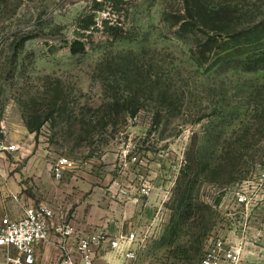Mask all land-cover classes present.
I'll return each mask as SVG.
<instances>
[{"label":"rangeland","instance_id":"374dc122","mask_svg":"<svg viewBox=\"0 0 264 264\" xmlns=\"http://www.w3.org/2000/svg\"><path fill=\"white\" fill-rule=\"evenodd\" d=\"M262 19L264 0H0V148L17 122L34 134L49 203L75 232L108 231L99 220L116 212L136 231L134 255L98 249L93 264L264 245V40L245 42ZM76 173L91 181L80 197Z\"/></svg>","mask_w":264,"mask_h":264},{"label":"built area","instance_id":"2783aa9c","mask_svg":"<svg viewBox=\"0 0 264 264\" xmlns=\"http://www.w3.org/2000/svg\"><path fill=\"white\" fill-rule=\"evenodd\" d=\"M8 150H18V143L4 146ZM66 157H61L54 167L55 174L60 177ZM240 202H248L247 195L239 196ZM55 231L61 235L59 241V264H93L96 250L112 249L118 252L131 248L137 239L136 231H123L113 235L109 231L97 230L87 235L75 232L66 224L65 217L55 211L47 202L26 205L24 213L17 218L3 215L0 221V264H39L37 249ZM76 235L74 239L71 235ZM75 243L71 246V243ZM243 243L228 244L219 238L208 251L202 264H238L241 259Z\"/></svg>","mask_w":264,"mask_h":264},{"label":"crops","instance_id":"0c3cea01","mask_svg":"<svg viewBox=\"0 0 264 264\" xmlns=\"http://www.w3.org/2000/svg\"><path fill=\"white\" fill-rule=\"evenodd\" d=\"M16 126L18 131L13 134L16 140L12 141V143L16 141L18 143L23 142V148L20 147L18 150H8L3 147L0 148V172L4 174L5 177L0 179V213H3V215H9L13 218L20 217L24 213V209L28 204L40 201L49 203L51 195H49L48 189H50L49 186L52 179L51 166L49 161L46 160L45 153L41 152L39 148L34 147V134L28 131L24 126L18 124V122L16 123ZM8 173H10V176L6 175ZM86 178L87 179L84 180V177L78 175V173L71 178V184H69V186L74 187L75 184V187H79L76 189L75 196L78 195L80 197L83 195L81 189L83 188V181L87 180L86 182L91 184V181L88 179L89 177ZM67 183H69V181L65 182V184ZM77 190H79V192H77ZM63 196L64 192L62 191L59 193L60 201L63 200ZM51 206L53 207V205ZM75 207L80 208V204H77ZM116 208L118 207L116 206ZM76 213L80 214V211L77 210ZM76 218L84 223L80 216ZM123 218H126V215ZM108 220H111L109 224ZM119 220H122V216L116 212L108 216L106 215L99 221L100 223H104L105 227H108L109 233L113 235H118L123 231L132 230L127 224L126 226L122 224L120 225L119 223H122L123 220L118 222ZM97 230L103 229H96V231ZM94 231L95 229L82 234L87 235ZM56 236L57 233L53 230L50 234L49 241L43 242L38 247L37 261L39 264L40 262L43 264L54 262L55 257L60 254V251L58 253L56 249L53 250L52 243L55 242L54 240ZM240 243H243V246L241 259L238 264H264V254L261 255V253L264 252V245L258 246L253 242L251 243L250 241H247L243 237L239 239V244ZM57 258L56 262H58Z\"/></svg>","mask_w":264,"mask_h":264},{"label":"trees","instance_id":"16d2710c","mask_svg":"<svg viewBox=\"0 0 264 264\" xmlns=\"http://www.w3.org/2000/svg\"><path fill=\"white\" fill-rule=\"evenodd\" d=\"M184 28L186 29V27H184ZM213 30H215V31H210L208 33V39L210 41L216 42V41H220V40L224 39V36H225L224 34H225L226 30L223 27H216V28H213ZM246 32H247L246 35L248 36L247 37L248 39L245 42L254 43V42H256V40H258L259 42H262L264 40V19H262V21H259L258 24H255V25L248 27ZM70 48H71V51L73 53H80V52L86 51L87 45L83 40L75 39L72 42V45ZM242 52H243V49L239 48V53H242ZM259 52L264 53V51H260V50H259ZM259 58H264V56L259 57Z\"/></svg>","mask_w":264,"mask_h":264}]
</instances>
